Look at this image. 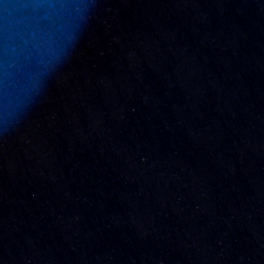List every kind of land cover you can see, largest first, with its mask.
I'll use <instances>...</instances> for the list:
<instances>
[{
    "label": "water",
    "instance_id": "1",
    "mask_svg": "<svg viewBox=\"0 0 264 264\" xmlns=\"http://www.w3.org/2000/svg\"><path fill=\"white\" fill-rule=\"evenodd\" d=\"M0 264H264V0H0Z\"/></svg>",
    "mask_w": 264,
    "mask_h": 264
}]
</instances>
